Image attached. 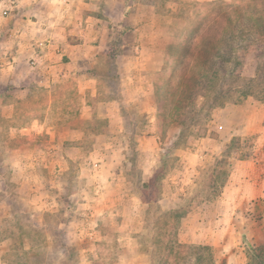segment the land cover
Here are the masks:
<instances>
[{
    "label": "rangeland",
    "instance_id": "rangeland-1",
    "mask_svg": "<svg viewBox=\"0 0 264 264\" xmlns=\"http://www.w3.org/2000/svg\"><path fill=\"white\" fill-rule=\"evenodd\" d=\"M95 2L100 21L90 54H97L100 83L90 102L115 97L120 69L129 91L141 82L153 86L156 110L148 114L151 96L137 108L123 107L136 123L122 141L108 120L81 117L74 84L47 112L43 91L27 103L3 93L2 102L19 103V110L0 111V264H160L161 223L155 222L167 216L179 243L210 246L216 264H247L244 244L264 243V101L243 94L262 96L264 77L248 84L259 68L260 41L230 33L255 32L264 0ZM140 42L149 58L143 67L132 59ZM137 68L147 72L145 80L137 81ZM206 71L214 78L209 84ZM45 115L47 130L31 139V120ZM28 123L31 135L20 127ZM152 124L154 147L136 140L152 136ZM40 151L47 153L39 158ZM226 152L227 176L214 173ZM16 155L29 164L37 158L33 167L23 166L34 175L30 185L10 169Z\"/></svg>",
    "mask_w": 264,
    "mask_h": 264
},
{
    "label": "crops",
    "instance_id": "crops-1",
    "mask_svg": "<svg viewBox=\"0 0 264 264\" xmlns=\"http://www.w3.org/2000/svg\"><path fill=\"white\" fill-rule=\"evenodd\" d=\"M16 1V3L14 0L0 1L5 16L0 17V111L12 114L19 110V103L2 102L3 93L14 95L18 99H28L35 97L37 90H41L51 100L56 84L73 82L75 88H71V94L75 93L80 100L81 117H85L84 120L92 118L108 120L107 127L110 130L114 128L112 132L117 134V137L121 135L120 140L125 141L124 134L132 133L135 127L136 114L123 112V107L131 104L137 108L141 104H146L145 100H148L149 96L154 99L153 86L150 83L142 85L143 82H141L142 84L140 83L135 91L133 88L132 91H129V85L126 87L127 84L120 77L119 69L116 73L119 80L114 92L115 97L97 100L95 105H92L90 100L99 92L97 87L100 83L99 76L93 70L97 54H90L91 51H96L95 47L90 46V41L96 39L93 32L97 22L100 21L94 15L95 0ZM81 3L85 6H79ZM10 9L12 12H6ZM101 13L103 15L101 18L104 19L107 15H105V9ZM84 24L87 29L85 34L81 31V26ZM103 46V44L98 45L99 51H102ZM143 46L144 44L140 42L136 47V49L140 48V54L132 57L135 64L140 67H143L142 65L148 61L146 59H149L146 58L148 56L142 54ZM123 57L120 55L117 61L119 62V59ZM136 71L137 81L147 78L145 76L147 72L142 75V68H137ZM31 87L32 89H30ZM152 102L151 107L147 108L150 115L156 110V100L154 99ZM48 109L49 107L44 108L46 112ZM46 117L45 115L44 119H40L42 121L31 120V123L35 122L34 126H36L34 136L31 135L28 128L31 123L21 125V127L28 131V135H31L32 139L47 130ZM154 120L155 118L152 117L150 121L154 123ZM151 129V133L155 134L154 124ZM154 134L152 136L147 134L145 137L136 135V140L154 147L157 144V137ZM40 152L39 158L42 154L47 153ZM30 155L29 159L33 156ZM16 156V161L10 165V169L12 171L19 169L20 178L23 179L22 183L30 185L33 173L32 171L27 173L28 171L24 170L23 166L27 164V167H33V162L37 158L34 157V160L29 164L20 160L22 155ZM14 173L18 172L14 171ZM1 176L0 170V178ZM33 191L37 192L39 189L36 187Z\"/></svg>",
    "mask_w": 264,
    "mask_h": 264
},
{
    "label": "trees",
    "instance_id": "trees-1",
    "mask_svg": "<svg viewBox=\"0 0 264 264\" xmlns=\"http://www.w3.org/2000/svg\"><path fill=\"white\" fill-rule=\"evenodd\" d=\"M253 21L257 23L256 28H258L255 32L253 31L250 34H245L244 30L242 31H237V33L233 32L230 33V36L233 39H240L241 41H247V36L252 37L254 41H260V43L256 44L257 49L254 51L255 55V60L257 61V72L255 73V76L251 79H248V84L249 85H260L263 82V77H264V16L259 17V18H254ZM250 41V39H249ZM253 41V42H254ZM252 43V42H251ZM230 52H227L226 54L229 56H223V60L225 62H230L231 57L233 56V50H229ZM219 52V50H218ZM247 53L250 54L251 51H248L244 53V56H247ZM218 56L221 57V54H218ZM262 59V61L260 60ZM208 76L206 78L208 84L214 80V78H210V73L209 71L205 72ZM212 74H215V71H213ZM238 75V74H237ZM73 85V82H67L66 85L63 86H57L55 87V91L53 92L51 96V100L46 98V102L43 105V108L46 107H52L53 101H55V98L64 96L68 92V87ZM63 88V89H62ZM62 89V90H61ZM41 92V90H37V93ZM36 95H39L36 94ZM262 96L259 94H254L250 92H246L243 94L244 98L246 97H254L257 99L259 102L264 101V92L261 93ZM192 95V100H191V105H195V102H193V97ZM205 98L206 96L203 95L201 96ZM31 98L25 99V102H29ZM240 102V101H236ZM48 103V104H47ZM225 102H222L224 104ZM220 104V107L222 106ZM31 105V103H30ZM32 107V106H31ZM218 107V105L213 106V108ZM17 112V111H16ZM15 112V113H16ZM95 119V118H92ZM21 127V125H20ZM237 141V140H234ZM227 148V146H226ZM228 150V148H227ZM229 152H226V155L221 154L215 161L214 166H213V172L220 174V175H225L227 176V172L225 173L222 168H224L227 164L226 158L229 155ZM209 186L213 187V183L209 184ZM223 185H221L222 187ZM208 187V186H207ZM207 192L210 191L211 194L214 193V195H218L219 192H215L214 188H209L206 190ZM175 213V212H174ZM180 217L179 214H175ZM171 218V220H170ZM175 218V216H174ZM170 222H173L172 217L167 216L165 218H157L155 223H161V235L159 234V237L157 238V241L159 240V245L161 246V256L162 258L159 260L160 264H216L215 257L213 250L210 246H205V245H193V244H181L178 241V237L175 231H173L172 224ZM167 228V230H166ZM155 232L158 233L157 229H155ZM244 254L247 260V264H264V243L258 246H248L246 243L244 244ZM155 264V263H154ZM158 264V263H157Z\"/></svg>",
    "mask_w": 264,
    "mask_h": 264
},
{
    "label": "built area",
    "instance_id": "built-area-1",
    "mask_svg": "<svg viewBox=\"0 0 264 264\" xmlns=\"http://www.w3.org/2000/svg\"><path fill=\"white\" fill-rule=\"evenodd\" d=\"M9 12H12V10H10Z\"/></svg>",
    "mask_w": 264,
    "mask_h": 264
}]
</instances>
